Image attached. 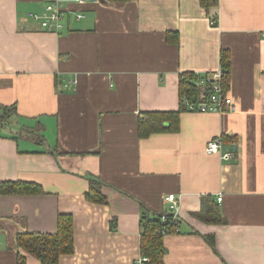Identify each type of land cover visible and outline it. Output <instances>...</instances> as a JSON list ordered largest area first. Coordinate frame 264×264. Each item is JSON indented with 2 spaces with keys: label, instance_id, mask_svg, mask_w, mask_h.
<instances>
[{
  "label": "crops",
  "instance_id": "obj_1",
  "mask_svg": "<svg viewBox=\"0 0 264 264\" xmlns=\"http://www.w3.org/2000/svg\"><path fill=\"white\" fill-rule=\"evenodd\" d=\"M44 5L0 0V104L16 107L0 126V182L42 188L0 194V264H17L18 233H53L60 213L74 251L59 264H136L142 211L164 212L168 194L179 232L163 236V264H264V0L69 1L59 32L28 16ZM222 51L236 110L184 111L178 131L140 138V115L177 110L180 74L218 70ZM36 123L43 142L20 130ZM215 136L232 158L206 152ZM89 176L106 203L86 199ZM211 205L222 222L206 221Z\"/></svg>",
  "mask_w": 264,
  "mask_h": 264
},
{
  "label": "trees",
  "instance_id": "obj_2",
  "mask_svg": "<svg viewBox=\"0 0 264 264\" xmlns=\"http://www.w3.org/2000/svg\"><path fill=\"white\" fill-rule=\"evenodd\" d=\"M126 1V0H112ZM201 4L209 9L217 4V0H200ZM177 37H175V41ZM229 53L222 51L221 69L225 77L223 81L224 89L227 88V78L229 73ZM179 98L180 106L174 111H150L140 115L138 120V135L145 138L153 133L176 132L179 129L180 114L186 109L182 102V96L190 97L199 92L196 84L195 72H183L179 76ZM16 113L15 105L0 104V126L11 124V119ZM38 126V127H37ZM39 129V124L33 126H21L20 130L27 135H31L37 142H43L44 136H35V129ZM89 186L85 193L87 200L94 203H106V197L102 191V182L93 176L87 177ZM42 193L40 185L26 181H1L0 194H39ZM164 212L149 213L142 211L140 225V255L148 260L141 264H163V256L166 248L163 244V236L169 233L179 232V218L173 221L172 214L165 211V221L160 218ZM205 219L208 223L222 222L221 215L217 207L211 205L206 209ZM164 231V233H163ZM208 241L214 246L212 236ZM16 245L19 249L17 253V264H26L27 255L33 256L38 260V264H59L60 256L71 254L74 251V225L70 214L60 213L57 217V228L53 233L41 232H21L16 236Z\"/></svg>",
  "mask_w": 264,
  "mask_h": 264
},
{
  "label": "built area",
  "instance_id": "obj_3",
  "mask_svg": "<svg viewBox=\"0 0 264 264\" xmlns=\"http://www.w3.org/2000/svg\"><path fill=\"white\" fill-rule=\"evenodd\" d=\"M73 1L83 4L86 0H45L44 8L41 12H29L28 16L38 23L43 31L59 32L64 28L65 3ZM83 17V14L77 13L76 18ZM211 25L216 23L215 18H211ZM196 84L199 92L190 97L182 96L181 100L185 104L186 109L190 112L206 113V112H233L236 110L234 99L224 89V71L219 68L211 72H195ZM76 84L75 79H67L62 82V88L66 89ZM222 140L219 136H215L207 141L205 150L210 154H218L222 159H230L233 152H222ZM218 201L221 197L217 198ZM168 211L172 214L173 221H177L178 199L174 194H168L165 197ZM165 211L161 215V222L165 221ZM164 233V231H163ZM148 259L140 256L136 260V264H141Z\"/></svg>",
  "mask_w": 264,
  "mask_h": 264
}]
</instances>
